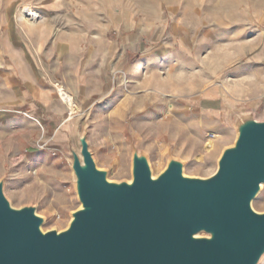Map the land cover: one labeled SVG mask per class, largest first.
<instances>
[{
  "label": "rangeland",
  "instance_id": "rangeland-1",
  "mask_svg": "<svg viewBox=\"0 0 264 264\" xmlns=\"http://www.w3.org/2000/svg\"><path fill=\"white\" fill-rule=\"evenodd\" d=\"M43 1L12 5L16 8L12 18L19 17V8L30 5L41 24L44 16L37 8ZM54 1L60 2V8H72L66 20L81 15L83 21L108 22L113 24L109 37L134 32L138 41L134 50L119 47L110 71V90L96 94L88 104L94 106L87 110L74 92L76 108L69 117L56 86L69 87L52 82L54 95L65 108L67 139L61 147L55 145L53 133L35 123L34 139L21 138L19 153L5 157V196L15 208L34 205L43 218L42 231L65 229L71 212L80 207L69 156L70 148L79 150L78 134H86L96 165L106 170L111 181L131 180L134 146L141 151L150 147L144 152L154 177L178 153L186 156L185 175L208 177L216 170L223 148L235 140V119L245 114L264 117V0ZM75 8L88 11L79 14ZM64 15L51 14L53 28L59 27ZM124 24L133 29L125 30ZM139 62L146 63L140 73L145 85L126 71ZM204 90H217L229 105L226 113L224 106L215 108L200 137L178 121L185 118L184 112H192V102ZM151 111L152 125L147 126L144 115ZM262 185L251 203L257 212H264ZM258 264H264V256Z\"/></svg>",
  "mask_w": 264,
  "mask_h": 264
},
{
  "label": "water",
  "instance_id": "water-1",
  "mask_svg": "<svg viewBox=\"0 0 264 264\" xmlns=\"http://www.w3.org/2000/svg\"><path fill=\"white\" fill-rule=\"evenodd\" d=\"M234 129L210 176H187L170 157L154 177L134 146L130 181L108 180L78 134L69 156L80 207L61 231H42L34 205L13 207L1 177L0 264H258L264 212L251 203L264 184V120L240 115Z\"/></svg>",
  "mask_w": 264,
  "mask_h": 264
},
{
  "label": "crops",
  "instance_id": "crops-1",
  "mask_svg": "<svg viewBox=\"0 0 264 264\" xmlns=\"http://www.w3.org/2000/svg\"><path fill=\"white\" fill-rule=\"evenodd\" d=\"M21 1L35 0H0V178L5 171V157L19 153L21 140L34 139L35 123H42L48 133H53L58 147L67 139L65 108L54 95L52 82L67 85L87 110L94 106L88 104L96 94L110 90V71L119 47L134 50L138 41L134 32L109 37L107 31L113 24L108 22L83 21L81 15L66 20L72 8H60V2L54 0H44L42 8H37L44 16L41 24L25 22L17 15L12 18L16 10L12 5ZM87 11L88 8H75V13ZM90 12L93 17V8ZM52 13L65 14L59 27L53 28L49 20ZM122 27L133 29L129 24ZM145 67L144 62L134 63L126 71L130 78H139V83L145 85L147 80L140 74ZM192 103V112H184L185 118L178 124L187 130L192 128L200 137L215 108L224 106L226 113L229 105L217 90H204ZM262 111L264 114V100ZM153 116L152 111L144 115L145 125H152ZM142 149L148 153L150 147ZM172 157L186 158L181 153Z\"/></svg>",
  "mask_w": 264,
  "mask_h": 264
},
{
  "label": "bare ground",
  "instance_id": "bare-ground-1",
  "mask_svg": "<svg viewBox=\"0 0 264 264\" xmlns=\"http://www.w3.org/2000/svg\"><path fill=\"white\" fill-rule=\"evenodd\" d=\"M19 17L28 23H35L37 22V12L32 8L30 5H25L22 8H19ZM56 86V85H55ZM56 92L59 96L60 100L63 101L66 105H69L70 110L73 111L75 108V95L74 92L71 91L69 88L65 87L64 85L58 83L56 86ZM70 120V119H69ZM209 146L212 145V142H209ZM77 152L79 150H76ZM263 185H261L262 188Z\"/></svg>",
  "mask_w": 264,
  "mask_h": 264
},
{
  "label": "built area",
  "instance_id": "built-area-1",
  "mask_svg": "<svg viewBox=\"0 0 264 264\" xmlns=\"http://www.w3.org/2000/svg\"><path fill=\"white\" fill-rule=\"evenodd\" d=\"M73 107L76 108L75 105ZM67 109H68L69 117H72V115L75 113V111H74L75 109L73 111H71L69 105H67ZM39 147H42V146H39Z\"/></svg>",
  "mask_w": 264,
  "mask_h": 264
}]
</instances>
